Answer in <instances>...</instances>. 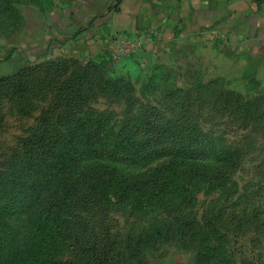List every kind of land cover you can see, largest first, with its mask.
<instances>
[{"label": "rangeland", "instance_id": "374dc122", "mask_svg": "<svg viewBox=\"0 0 264 264\" xmlns=\"http://www.w3.org/2000/svg\"><path fill=\"white\" fill-rule=\"evenodd\" d=\"M59 1L0 0V188L30 200L42 170L73 166L90 146L99 165L138 182L116 203L61 218L57 233L29 232L41 209L3 215L0 264H264L262 62H145L148 33L125 58L54 56L41 12ZM115 137L129 139L127 156H151L109 159ZM171 152L191 162L166 169ZM163 177L189 185L141 184Z\"/></svg>", "mask_w": 264, "mask_h": 264}, {"label": "crops", "instance_id": "0c3cea01", "mask_svg": "<svg viewBox=\"0 0 264 264\" xmlns=\"http://www.w3.org/2000/svg\"><path fill=\"white\" fill-rule=\"evenodd\" d=\"M41 28L54 56L104 57L113 37L148 33L145 62L180 70L193 54L215 65L228 56L264 65V0H61L41 12Z\"/></svg>", "mask_w": 264, "mask_h": 264}, {"label": "trees", "instance_id": "16d2710c", "mask_svg": "<svg viewBox=\"0 0 264 264\" xmlns=\"http://www.w3.org/2000/svg\"><path fill=\"white\" fill-rule=\"evenodd\" d=\"M129 139L126 137H115L108 141L107 154L109 159L114 161L132 160L136 161L143 157H150V153L145 156H127L126 149L130 147ZM92 144V143H91ZM168 147V148H166ZM165 148L169 151V145ZM89 152L79 154L74 159L73 166H65L61 171L44 169L39 174L44 184L38 190L37 184H30L26 189L34 194L30 200L22 202L18 190L11 189V184H5L0 188V201L8 200L0 207V217L7 216V213L37 212L36 217L29 228L43 230L47 234L57 233L61 227V218H78L87 213L89 206L101 200H106L111 204L118 202L128 195L130 187L137 184L138 180H128L121 171L110 165H99L94 158L92 147ZM133 155L143 153H132ZM68 156V155H67ZM66 157L63 155L61 159ZM92 160V162H90ZM183 160L189 161L190 158L181 153H170L168 165L177 170L183 169ZM191 162V161H189ZM170 169V168H169ZM190 176V175H189ZM169 180L165 177L158 178L154 183L142 182L141 184H165ZM170 184H177L174 187L181 190L186 189L189 183L186 179L177 182L169 181ZM38 191V192H37ZM133 195V194H132ZM138 197L137 195L135 198ZM63 227L61 228V230ZM66 233H71L70 231ZM53 245V244H52Z\"/></svg>", "mask_w": 264, "mask_h": 264}, {"label": "built area", "instance_id": "2783aa9c", "mask_svg": "<svg viewBox=\"0 0 264 264\" xmlns=\"http://www.w3.org/2000/svg\"><path fill=\"white\" fill-rule=\"evenodd\" d=\"M131 38H129V40L125 35L113 37L111 40L112 47L107 51L106 54L107 58L117 59L131 56L136 52L135 50L139 47L143 38H145V34H140Z\"/></svg>", "mask_w": 264, "mask_h": 264}]
</instances>
